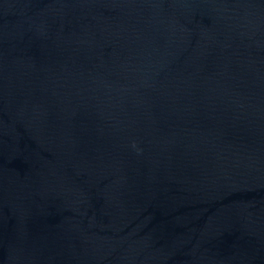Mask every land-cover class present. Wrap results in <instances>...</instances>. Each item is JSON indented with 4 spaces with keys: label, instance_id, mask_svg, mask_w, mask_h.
Returning <instances> with one entry per match:
<instances>
[{
    "label": "water",
    "instance_id": "water-1",
    "mask_svg": "<svg viewBox=\"0 0 264 264\" xmlns=\"http://www.w3.org/2000/svg\"><path fill=\"white\" fill-rule=\"evenodd\" d=\"M0 264H264V0H0Z\"/></svg>",
    "mask_w": 264,
    "mask_h": 264
}]
</instances>
